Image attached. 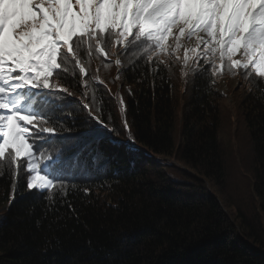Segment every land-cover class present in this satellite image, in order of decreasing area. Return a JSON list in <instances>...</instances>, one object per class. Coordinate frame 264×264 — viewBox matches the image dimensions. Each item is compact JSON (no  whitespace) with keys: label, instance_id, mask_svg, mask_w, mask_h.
<instances>
[{"label":"trees","instance_id":"trees-1","mask_svg":"<svg viewBox=\"0 0 264 264\" xmlns=\"http://www.w3.org/2000/svg\"><path fill=\"white\" fill-rule=\"evenodd\" d=\"M114 58L107 68L95 56L84 64L112 93V131L88 119L73 63L52 77L68 92L46 101L57 121L49 148H61L76 183L64 195L53 189V213L23 187L11 201L10 180L0 178V264H264V89L237 101L247 164L231 120L229 140L220 137L225 72L200 77L195 89L189 74L182 88L180 64L154 76L145 59L117 81L129 132L114 98Z\"/></svg>","mask_w":264,"mask_h":264},{"label":"snow or ice","instance_id":"snow-or-ice-1","mask_svg":"<svg viewBox=\"0 0 264 264\" xmlns=\"http://www.w3.org/2000/svg\"><path fill=\"white\" fill-rule=\"evenodd\" d=\"M110 55L117 68L112 82L126 79L146 59L149 72L156 69L154 76L160 65L180 64L182 78L193 75L194 89L200 77L225 71L238 73L249 91L264 89V0H0V178L10 180L11 201L23 187L47 200L46 211L55 213L53 189L64 195L76 183L64 167L61 148L56 155L49 148L57 121L46 101L58 92L49 81L73 63L84 90L79 94L83 110L108 128L114 117L106 96L112 93L100 90L104 82L91 77L84 64L95 56L111 67ZM237 55L240 59H234ZM90 79L95 86L89 97ZM114 98L130 132L125 101ZM83 192L89 195L90 188ZM68 208L75 211L71 204Z\"/></svg>","mask_w":264,"mask_h":264},{"label":"rangeland","instance_id":"rangeland-1","mask_svg":"<svg viewBox=\"0 0 264 264\" xmlns=\"http://www.w3.org/2000/svg\"><path fill=\"white\" fill-rule=\"evenodd\" d=\"M168 43H172L171 39L168 41ZM181 59L183 57V50H181L180 53ZM163 59V57H161ZM234 59H240L239 55L234 57ZM115 63V58H114ZM181 68V67H180ZM226 76H220L219 81L217 82L216 90L222 97V105H223V111H222V118H221V133L220 137H222L223 142H227L229 140V131H230V120H231V128L232 130H235L237 128L238 135L241 138V143L244 144V149L242 152L243 159L245 163H249V156L247 151V145L245 143L247 133L246 129L244 128L242 121L243 118L241 117V112L239 109V106L237 104L238 97H240V94L243 95L247 92L249 88V84L246 83L238 73L237 74H229L225 71ZM182 77V75H181ZM115 80V79H114ZM184 78H182V88L184 86ZM50 84H55L57 86V89L62 90V87L58 82L50 78ZM185 82H188L187 80ZM116 84V91L115 96L119 95V85L118 82L115 81ZM238 94V95H237ZM117 100V99H116ZM118 103V102H117Z\"/></svg>","mask_w":264,"mask_h":264}]
</instances>
